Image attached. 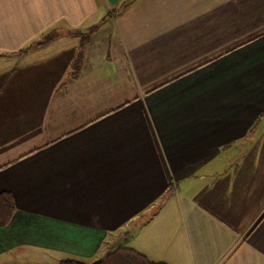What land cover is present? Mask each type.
I'll return each mask as SVG.
<instances>
[{
  "label": "crops",
  "instance_id": "crops-1",
  "mask_svg": "<svg viewBox=\"0 0 264 264\" xmlns=\"http://www.w3.org/2000/svg\"><path fill=\"white\" fill-rule=\"evenodd\" d=\"M1 193L0 264H264V0H0Z\"/></svg>",
  "mask_w": 264,
  "mask_h": 264
},
{
  "label": "trees",
  "instance_id": "trees-1",
  "mask_svg": "<svg viewBox=\"0 0 264 264\" xmlns=\"http://www.w3.org/2000/svg\"><path fill=\"white\" fill-rule=\"evenodd\" d=\"M31 46V45H30ZM29 46V47H30ZM14 204L9 194H0V226L6 225L12 216ZM58 264H165L148 260L129 247H116L103 260L86 263L77 259H63Z\"/></svg>",
  "mask_w": 264,
  "mask_h": 264
},
{
  "label": "rangeland",
  "instance_id": "rangeland-1",
  "mask_svg": "<svg viewBox=\"0 0 264 264\" xmlns=\"http://www.w3.org/2000/svg\"><path fill=\"white\" fill-rule=\"evenodd\" d=\"M109 15H111V14H109ZM31 250L32 249H24V251H20V250H16L15 251L14 250V251L11 252V254L14 255V257H19V260H23L21 262V264H44L41 260H39V258H33L35 256H33L32 254H30L29 256H27L25 254V252H30ZM37 252H40V251L37 250ZM40 253H42V252H40ZM49 258L52 259L50 256H49ZM73 259H77V258H73ZM77 260H81V259H77ZM55 261H56V259L55 260H51L49 262H48V260H46V263L45 264H55ZM58 261L56 262V264H58Z\"/></svg>",
  "mask_w": 264,
  "mask_h": 264
}]
</instances>
